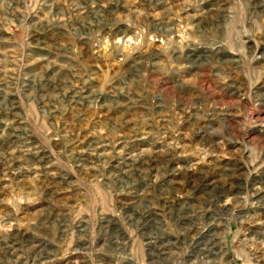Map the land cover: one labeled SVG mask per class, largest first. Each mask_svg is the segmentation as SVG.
Masks as SVG:
<instances>
[{
	"label": "rangeland",
	"instance_id": "rangeland-1",
	"mask_svg": "<svg viewBox=\"0 0 264 264\" xmlns=\"http://www.w3.org/2000/svg\"><path fill=\"white\" fill-rule=\"evenodd\" d=\"M0 264H264V0H0Z\"/></svg>",
	"mask_w": 264,
	"mask_h": 264
}]
</instances>
